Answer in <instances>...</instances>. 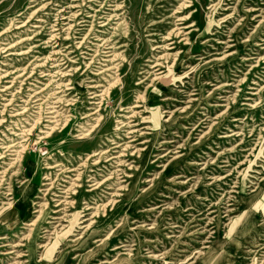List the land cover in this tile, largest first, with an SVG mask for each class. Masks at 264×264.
Listing matches in <instances>:
<instances>
[{
    "label": "rangeland",
    "instance_id": "rangeland-1",
    "mask_svg": "<svg viewBox=\"0 0 264 264\" xmlns=\"http://www.w3.org/2000/svg\"><path fill=\"white\" fill-rule=\"evenodd\" d=\"M106 1L0 0V264H264V0Z\"/></svg>",
    "mask_w": 264,
    "mask_h": 264
},
{
    "label": "bare ground",
    "instance_id": "bare-ground-1",
    "mask_svg": "<svg viewBox=\"0 0 264 264\" xmlns=\"http://www.w3.org/2000/svg\"><path fill=\"white\" fill-rule=\"evenodd\" d=\"M107 3L108 2H111V0H107L106 1ZM184 6V5H183ZM110 7H117V6H110ZM98 12V11H97ZM96 13V12H95ZM106 17H108V15H106V16H104V17H102L100 20H102L101 22H99L98 24H99V27H106V25L109 23V21L111 20V16H109L110 18H106ZM257 17V16H256ZM82 23H86V21H82ZM97 33V32H96ZM99 33V32H98ZM101 33V32H100ZM102 34V33H101ZM54 36V35H53ZM52 36V37H53ZM169 36H171L170 34H168L166 37H164L163 38V41H165V40H168V38H169ZM96 39H95V41H97L98 43V46H96L95 44V46L94 47H96V50L94 51L95 52V54H96V56L99 58V61H101L102 63L101 64H105V65H102V67L103 68H101V69H103L100 73H110L111 72V70H113V69H115L114 67H116V66H114V64H113V58L115 57V55H114V53H115V50H114V47H115V45H112L111 44V42H109V39H106V40H104L103 38L101 39V35H98V36H96L95 37ZM109 42V43H108ZM101 43V44H100ZM172 43H170V44H166V45H164V48H167L168 49V45H171ZM264 47V46H263ZM262 49H264V48H262ZM117 52V51H116ZM247 61V60H246ZM154 67H156V66H154ZM62 73L60 72V75H61ZM110 76V75H109ZM115 82H114V84L117 82L116 80L117 79H113ZM113 82V81H112ZM113 87V84H109L108 86H107V88L106 89H104L103 91H102V93H100V95H98V94H95V93H93V96H90L89 97V99H93V100H100L101 101V97H103L111 88ZM58 89H59V87H57ZM89 88L90 89H95L96 88V86L95 85H91V86H89ZM38 93L39 92H34L29 98H35V101L36 102H34V103H32L31 104V102H30V106H31V108H35V109H37L40 113H42V115L41 114H38V118H37V120L35 121V122H33V124L30 126V128L29 129H26V127H24V129H21V130H19L20 132L18 133V134H16L15 136L17 137L15 140H12L11 142H10V144L8 145V146H6L5 148H4V152H1L0 153V159H2V158H5V156H4V154H5V152H11V153H8L9 155L8 156H15L16 157V159L13 161V163H15V162H17V160H19V159H21L22 157H21V155L22 154H24L23 153V151L26 149V143L28 142V140L27 139H24L26 136H29L30 134H31V132H32V129L35 127V125L36 124H38L40 121H42V122H44L45 124L42 126V129H43V131L41 132V135H42V137H40V138H38V139H42V138H46V137H50L51 136V134H52V132L54 131V130H56L57 128H59V126L61 125V123H62V116H61V112L58 110V108H59V104H62V102H63V100L65 99V97L63 98V96L61 97V96H50V98L48 97V99H46L43 103L42 102H39V101H41V99L39 98L40 96H38ZM60 93H64L63 91H56L55 93H53L52 95H55V94H60ZM91 94V93H90ZM141 97H143V96H141ZM99 102L97 101V102H93V104H98ZM135 104V103H134ZM36 105V106H35ZM46 106V107H45ZM45 107V108H44ZM133 107H135V106H133ZM29 111V110H28ZM101 116V115H100ZM66 117H68V116H66ZM99 119L100 118H98V120H96V124L99 122ZM35 120V119H34ZM142 120V119H141ZM146 121V120H145ZM64 126L66 125V123H67V120H64ZM63 126V127H64ZM119 126V125H118ZM95 127V126H94ZM131 130V129H130ZM88 134H86V136H87ZM85 137V136H84ZM17 140H19V141H17ZM15 148H21V150L20 151H16V149ZM138 148V147H137ZM101 153V152H100ZM12 163V164H13ZM116 165V164H115ZM59 165L58 164H56V165H54V166H52V167H49V168H47V169H53V168H55V167H58ZM5 167V166H4ZM221 176V175H220ZM49 177V176H48ZM49 179H45L44 178V181H48ZM50 181V180H49ZM99 183V182H98ZM93 185H97V183H95V184H93ZM44 186H48L49 188L48 189H46L45 190V193L46 194H48V192H49V190H53L54 189V183L53 182H51V183H43L40 187H44ZM94 189H96V188H93L92 190H94ZM73 190V189H72ZM41 191H44V190H40V191H38V192H41ZM68 191V189L66 190V192ZM45 194V195H46ZM8 195H11L10 193H8ZM44 195V196H45ZM12 196V195H11ZM53 197L54 198H56V197H58V198H60V196H54L53 195ZM10 202L7 204V206L8 207H11V206H17V207H20V205H19V203L18 204H16V200H15V198L14 197H11L10 199ZM66 200H64V199H52V202L53 203H55V202H57V204H55L54 205V210H52L50 213L52 214V217H50V220H52V219H57V218H54V215H56L58 212H60L62 209H61V207H62V204H67V203H69V202H65ZM32 206H35V207H38V208H34L35 210L33 211V213L34 214H36V216H35V219H34V221H32L31 223H29L28 224V226H30V227H34L35 228V226L34 225H36V223H38V221L42 218V216L44 215V212H45V210H46V208H47V206H46V204L44 203V204H38L37 205V203H33V204H31ZM98 205V204H97ZM106 205V204H105ZM6 206V205H5ZM45 206H46V208H45ZM8 207H7V209H8ZM59 209V210H58ZM89 209H91V207H88L87 209H85L84 208V210H82L81 212H83V211H87V210H89ZM252 209V208H251ZM85 215L86 214H82L78 219H79V221L80 220H82V218L83 217H85ZM73 219H72V223H71V225L74 223L75 224V222L74 221H77L78 219L76 218V214H73V217H72ZM264 218V217H263ZM85 221H87V220H82L80 223H83V222H85ZM51 222H48V223H46V224H50ZM79 223V224H80ZM87 226H90V223L87 225ZM87 226H81L80 228L82 229V228H84V227H87ZM68 227V226H67ZM149 227V226H148ZM32 228L29 230V232H31V230H32ZM236 228V227H235ZM227 233V232H226ZM41 239L43 238V236L42 237H40ZM4 239V237H1L0 238V240H3ZM45 239V238H44ZM46 244V243H45ZM7 246V244H1L0 245V248H3V247H6ZM38 247H39V245H38ZM42 247H44V246H40L39 248H42ZM11 248H16V246H12ZM44 248H46V247H44ZM46 250V249H45ZM128 251V250H127ZM14 253H15V251L14 250H10V251H8V252H6L5 254L6 255H14ZM130 253V252H129ZM219 254V253H218ZM253 254H254V252H253ZM21 257H25V255H19L18 253H16L15 254V256H14V258H12V260H11V262L9 263V264H24V263H26V262H20L19 260H17V259H19V258H21ZM264 259V258H263ZM164 262V261H163ZM260 262V261H259Z\"/></svg>",
    "mask_w": 264,
    "mask_h": 264
}]
</instances>
